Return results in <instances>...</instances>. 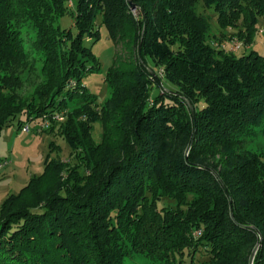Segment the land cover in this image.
Masks as SVG:
<instances>
[{
  "label": "trees",
  "instance_id": "trees-1",
  "mask_svg": "<svg viewBox=\"0 0 264 264\" xmlns=\"http://www.w3.org/2000/svg\"><path fill=\"white\" fill-rule=\"evenodd\" d=\"M67 1L0 0V133L20 115L23 128L65 113L45 131L78 162L48 160L6 200L0 264H122L131 252L161 264H264V156L244 145L257 129L264 136V56L213 41L240 24L254 41L264 0H132L137 16L129 0H79L75 11ZM68 14L76 32L57 24ZM99 18L126 56L105 77L101 107L83 84L99 70L85 44L100 39ZM37 70L43 81L23 96Z\"/></svg>",
  "mask_w": 264,
  "mask_h": 264
},
{
  "label": "rangeland",
  "instance_id": "rangeland-1",
  "mask_svg": "<svg viewBox=\"0 0 264 264\" xmlns=\"http://www.w3.org/2000/svg\"><path fill=\"white\" fill-rule=\"evenodd\" d=\"M78 2L79 0H68L67 6L71 11H75ZM132 11L134 15L137 16L136 9H132ZM233 18L234 17H228L223 20L226 23H231ZM57 24L61 28L72 29L73 32H76L73 25V16L70 14L59 18ZM213 24L217 26L215 19H213ZM96 27L100 31V39L94 42L89 41L86 37L85 44L92 48V52L99 62V70L87 74L83 78V84L91 94L96 96L98 105L101 107L111 97V89L105 82V77L116 59L119 58L123 60L126 56L121 46L115 47L107 30L101 25L100 18L97 21ZM245 29L246 28H243L240 24L236 28H228V32L225 35H221L220 31L222 30L216 27V31L214 32L217 33L218 36L220 34L221 37L219 36V39H213L214 46L223 49L227 42V47L231 48L230 52L235 53L237 57L249 54L252 51L258 52L264 56V21L262 20L260 22V30L256 34L254 41L251 34L248 33L247 35L243 31ZM23 36L26 41L27 49L30 50L31 43L29 34L24 32ZM238 45L242 46L239 50ZM39 77V70L32 73L31 77H24L26 83L24 89L21 90L20 93L23 96L29 95L32 92L30 91L32 84H40L43 81L42 79L39 80ZM24 119L25 117L23 115L18 116L4 125L0 133V212L2 206L10 196H18L25 188L32 185L35 179H40L44 175L48 160H54L56 162L62 161L71 166L78 163L75 160L76 158L68 142L57 132L40 131L39 134L36 133L37 131L34 130V128L43 122V118H38L31 123H26L24 126L29 125L31 128L29 132H24L20 127L21 121H24ZM255 132L254 135L249 136L248 140L245 141V148L252 154L264 156V136L258 132V129ZM93 136L95 143H100L102 141L103 127L100 123L94 125ZM48 178L52 179V183L48 185V189L55 191L56 185L59 182L56 172L53 171L52 176H48ZM62 179L63 178H61V180ZM59 184L60 182L58 185ZM163 202L167 205H176L173 200L166 199L163 200ZM194 235L198 237L201 233L198 231ZM186 260H190V257L187 256ZM202 260L203 256L201 254L197 255L195 258L196 263ZM122 264L161 263L144 255H137L131 252L130 255L123 259Z\"/></svg>",
  "mask_w": 264,
  "mask_h": 264
},
{
  "label": "built area",
  "instance_id": "built-area-1",
  "mask_svg": "<svg viewBox=\"0 0 264 264\" xmlns=\"http://www.w3.org/2000/svg\"><path fill=\"white\" fill-rule=\"evenodd\" d=\"M238 46L240 47V45ZM65 118H66L65 113H56L50 117H43L44 119L43 122L40 125H38L36 128H34V130H36L37 132L49 130L53 125L63 123L65 121ZM22 130L24 132H29L31 128L29 125H26L22 128Z\"/></svg>",
  "mask_w": 264,
  "mask_h": 264
},
{
  "label": "water",
  "instance_id": "water-1",
  "mask_svg": "<svg viewBox=\"0 0 264 264\" xmlns=\"http://www.w3.org/2000/svg\"><path fill=\"white\" fill-rule=\"evenodd\" d=\"M129 3H130V5H131V8H132V9H136V6H135L134 4H132V0H129ZM256 252H257V251H256ZM256 252H255V254H256ZM255 254H254V256H253L252 261L254 260Z\"/></svg>",
  "mask_w": 264,
  "mask_h": 264
}]
</instances>
